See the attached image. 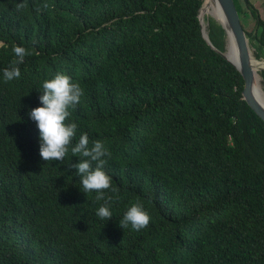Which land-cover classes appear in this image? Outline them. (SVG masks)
<instances>
[{
    "label": "trees",
    "instance_id": "obj_1",
    "mask_svg": "<svg viewBox=\"0 0 264 264\" xmlns=\"http://www.w3.org/2000/svg\"><path fill=\"white\" fill-rule=\"evenodd\" d=\"M201 3L0 0V264H264V122L203 39ZM233 3L264 61V0L263 16L243 0L251 30ZM205 21L223 51V29ZM15 46L29 55L5 82ZM57 73L84 90L67 121L78 125L71 146L87 134L111 153L109 221L96 216L105 201L80 190L71 146L63 164L40 157L28 112ZM137 202L150 223L123 230Z\"/></svg>",
    "mask_w": 264,
    "mask_h": 264
},
{
    "label": "clouds",
    "instance_id": "obj_2",
    "mask_svg": "<svg viewBox=\"0 0 264 264\" xmlns=\"http://www.w3.org/2000/svg\"><path fill=\"white\" fill-rule=\"evenodd\" d=\"M23 7V3L17 4L16 10L19 11ZM12 51L14 59L11 66L3 70L5 82L20 78L19 65L29 55L21 46L13 47ZM40 93L42 94L39 100L42 106L32 108L28 112L29 118L36 122L39 130V154L47 163L59 161L63 164L78 127L76 123L67 121L72 110L80 104L84 90L78 82H73L70 76L57 73L54 78L43 82ZM89 143L88 135L82 134L79 141L71 146L72 157H79V161L70 167L77 169L75 175L80 178L82 185L80 190L83 193L94 191L96 201H105L96 211V216L109 221L112 219L110 209L112 198H106L105 193L109 190L113 193L118 191L112 186V178L103 170L107 163L105 157L110 158L111 153L100 140L92 142L91 147ZM150 220L151 217L144 206L137 202L124 212L118 226L123 230L131 227L133 231H140L149 225Z\"/></svg>",
    "mask_w": 264,
    "mask_h": 264
},
{
    "label": "water",
    "instance_id": "obj_3",
    "mask_svg": "<svg viewBox=\"0 0 264 264\" xmlns=\"http://www.w3.org/2000/svg\"><path fill=\"white\" fill-rule=\"evenodd\" d=\"M215 1L217 2L224 19L223 22H218L213 18V20L221 26V28L225 33L223 51L216 49L210 43L207 37V33L204 29V26L206 25L207 21H205V25H203L202 17L199 15V9L201 7L200 5L198 9L197 19L200 26L201 35L205 40V42L212 49H214L217 53H219L222 57H224L239 72V74L243 79V86L240 92L241 98L264 122V103L259 101L255 97L253 92V73L249 61L250 47L248 45L244 30L242 29L241 24L239 22L238 14L234 6L233 0H215ZM227 35H229L230 40H228ZM230 44H232L234 49L232 52L234 56L233 62L230 61L227 57V55L230 54ZM261 62L264 63L263 60Z\"/></svg>",
    "mask_w": 264,
    "mask_h": 264
},
{
    "label": "bare ground",
    "instance_id": "obj_4",
    "mask_svg": "<svg viewBox=\"0 0 264 264\" xmlns=\"http://www.w3.org/2000/svg\"><path fill=\"white\" fill-rule=\"evenodd\" d=\"M199 15L202 17L204 15H209L218 22H223V16L220 11V8L215 0H203L201 7L199 9ZM210 21V20H209ZM228 40H230L229 35H227ZM233 46L230 44V54L227 55L228 59L233 62L234 56L232 54L233 52ZM250 66L253 73V92L255 97L264 103V88L261 84L259 69L264 66V63L260 61V59H255L252 56L251 49H250Z\"/></svg>",
    "mask_w": 264,
    "mask_h": 264
},
{
    "label": "rangeland",
    "instance_id": "obj_5",
    "mask_svg": "<svg viewBox=\"0 0 264 264\" xmlns=\"http://www.w3.org/2000/svg\"><path fill=\"white\" fill-rule=\"evenodd\" d=\"M250 3H252V5L254 7H256L257 9V13L260 16H263V7H262V2L263 0H248ZM236 5L239 9H241V19L240 21L242 22V24L246 27L247 30H251L253 28V20L252 18L249 16V12L248 10L244 7L243 4V0H236ZM212 18L209 15H204L202 16V20H203V25H205V18ZM213 19V18H212ZM251 49V48H250ZM260 61H262V59H260ZM261 68H264V66H262ZM261 70V69H260Z\"/></svg>",
    "mask_w": 264,
    "mask_h": 264
}]
</instances>
